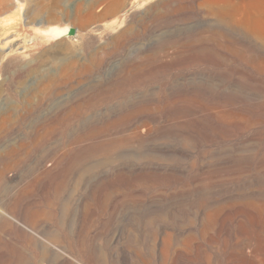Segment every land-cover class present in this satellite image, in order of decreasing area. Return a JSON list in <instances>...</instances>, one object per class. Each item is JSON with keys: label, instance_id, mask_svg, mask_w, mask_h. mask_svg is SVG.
<instances>
[{"label": "rangeland", "instance_id": "obj_1", "mask_svg": "<svg viewBox=\"0 0 264 264\" xmlns=\"http://www.w3.org/2000/svg\"><path fill=\"white\" fill-rule=\"evenodd\" d=\"M53 26L78 34L51 40L42 31ZM225 95L234 100L217 99ZM195 106L229 136L198 143L159 133L165 124L198 120ZM82 154L65 181L43 184L39 159L70 164ZM233 155L252 160L207 166ZM152 162L190 172L177 182L128 177L129 168ZM102 177L116 182L117 193L85 200L78 237L79 199L90 185L103 186ZM196 185L225 192L202 214L159 213L170 228L163 254L156 253L129 214ZM0 193L28 210L14 206L11 223L54 242L74 264H264V0H0ZM243 209L257 214L256 250L251 228L241 223L234 231V210ZM59 228L71 239L58 236ZM17 236L16 227L0 225V264H33Z\"/></svg>", "mask_w": 264, "mask_h": 264}, {"label": "bare ground", "instance_id": "obj_2", "mask_svg": "<svg viewBox=\"0 0 264 264\" xmlns=\"http://www.w3.org/2000/svg\"><path fill=\"white\" fill-rule=\"evenodd\" d=\"M67 30H68V27L63 28V27L54 26V27H51L47 30H43V32L49 37H53L55 39H61V38H65L67 36ZM211 33L215 36L216 33H219V31L215 32V30L213 29V31H211ZM199 90H200L199 92L203 96L204 95L205 96L210 95L209 89H199ZM33 94H35V93H33ZM233 97L231 95H225V96L217 98V99L222 101L223 104H227V103L231 102L232 100H234ZM195 107H196V109H194V107H193L195 115L200 116V117L198 116L199 117L198 120H193L190 122L188 120L189 123H187L186 121H183V122H186L187 124L181 123V121H178V122H180L179 124H177L178 122H176V121H175L176 124L175 123L165 124L161 129L162 131H160L159 133H162L165 136H172V137H177V138L178 137H190L198 143H201L205 140H209L212 138V136L223 137V138H227L229 136V131L227 129L221 127L220 125H218L217 123H215L214 121H212L210 119L201 118V112L202 111H200V110L203 108H197V106H195ZM183 109L184 108H180L181 111H185V109L184 110ZM189 109H186L185 112H188L187 110H189ZM190 111H192V107H191ZM192 112L190 114H192ZM188 114H189V112H188ZM158 138H160V137H158ZM223 142H225V141H223ZM211 144H213V143H211ZM160 150H161L160 153L162 155H165V156H170V155H172V156L182 155L183 156V154L180 151L166 150V149H162V148ZM82 155L83 156H77L74 159V161L70 164H69V161L67 160V157H64V158L58 157V159H54L55 158L54 155H48L47 157L39 159V161H38L39 168L41 170H43L46 174V177L43 181L44 182L43 184L46 185V182H48L49 180L51 181V179H52V181L54 179L56 181V180H60V179H63L65 177H68L66 175L70 174V171L73 170L74 167L79 165L81 163V161H83L84 154H82ZM243 156L244 155H233L232 157H229V158H222L221 157L222 159L220 158L219 160H217V162H215L216 163L215 165H207V166H209L208 168L214 167L215 169H221V168L224 169V168H234V167H239V166L243 167L244 164H247V165L250 164L252 158H250L248 156H244V157ZM49 158H51V162L54 163L53 165H48V162L50 160ZM189 172H190V169L188 167L183 166V165L171 166V165H162L161 163H153L152 162V163H149V164L144 165V166L134 165L133 167L129 168L128 169V177H132L135 179L136 178H139V179L143 178L142 179L143 181H145L144 178H146L149 180L158 179L160 181H166V182H177L180 179H182L183 177L188 176ZM214 174H216V173H214ZM120 177H122V176H119V178ZM102 178L105 181L104 182L105 184H103V186H101V185L98 186L96 184L90 185L87 189V192L85 194H83L81 196V198L79 199V202H78V205L76 208L77 209L76 220H75L76 226L74 229V234L77 235L78 237L82 236V234H83L82 232H83L85 221H86L85 216H84L85 213L83 211L84 209L85 210L87 209V207H86L87 203L85 204V200L88 197L95 198L96 195L100 196V197L103 196L105 193H107L109 190H111L113 188V186L116 184V182L112 179L111 180L105 179V177H102ZM9 179L12 180L13 177L9 176ZM128 180H129V178H128ZM158 180H156V181H158ZM63 181H65V180L63 179ZM192 181H196V177L193 178ZM58 182H60V181H58ZM131 182H133V180ZM145 182H148V181H145ZM51 183L55 184L54 181ZM56 183H57V181H56ZM115 186L117 187V184ZM204 186H206V185H204ZM114 190H115V188H114ZM114 190H113V192H114ZM223 191H224L223 187H216V188L215 187H203V186L197 187V185H196V187L192 190V192H190V190H189V192L187 191L184 196L180 195V198H178V199L174 196V194H172L170 196H165V197H163V196L152 197L149 201L144 202L143 205H140V210L137 209L136 212L130 213L129 218H130L131 224L140 226V229H141L140 240L142 242L144 241L147 245L150 242V240L152 239L154 242V244H152V245L155 246V248H153V249H155L156 253L162 255L164 252L165 244H166V237L169 236L168 230L170 228V225L167 223L161 222V220L158 218L159 213H166L169 217H174L176 215L177 216L178 215L184 216V215H187V213L191 212L192 209H197L199 211V213L202 214L203 212H205V210L208 209L210 204L217 202L218 198H220V197L222 198V195H224V194H222ZM115 193H117V192H114L113 194H115ZM118 197H120V196H118ZM87 201H89V200H87ZM118 201L119 200L117 199V196H116L113 199L112 203L114 205H118ZM21 202H24V201H21ZM119 202L121 203L122 201L120 200ZM18 203L19 202H17L16 196H13L12 194H8V193L7 194L0 193V225L7 227V228L10 226L16 227V230L18 233V236L16 237V239H17L16 241L18 243L17 245L21 246V248L19 247V249H21V250L26 249L29 252V254L31 255L30 260H32L31 262L33 264H37L38 262L41 264H74L71 261V259L69 258L68 254L62 253L61 252L62 250L60 251L58 249V246H56L54 244V242H52L50 240L47 241V239H45V238L41 239V240L39 238H35V239L33 238L32 239L28 227L23 228V227H20L18 225H14L13 223H11L8 220V218H10V215H8V212H10V210H12V208L14 206L19 207L25 213L28 212L25 205H19ZM125 204H126V202H125ZM84 206L86 208H84ZM89 206H91V205H89ZM122 207H123V205H122ZM126 207H127V205H126ZM128 208H130V207H128ZM121 210H123V209H121ZM92 212L94 214V210H92ZM234 213H235V218H233L232 224L237 225V227L234 229L235 232L239 231L241 223H245L249 228H251L252 229L251 233H253V231L255 232V230H253V228L255 226L256 227L260 226L258 223V220L256 219L257 214H254L253 210L252 211L246 210V209L234 210ZM227 216H228V214H226V213H224L222 215L221 225L228 223V222H225V220H224L225 217H227ZM86 225H88V224H86ZM154 227L157 231L156 233L154 231L152 232ZM57 234H58V236H61L64 239H71L70 234L65 229L59 228L57 230ZM253 236H252L253 237L252 238V240H253L252 245L254 247V250H256L260 247L261 243L259 242V239L257 238V234L255 236V233H253ZM10 237L12 238L13 236L10 235ZM28 239H29V241H28ZM71 243H72V241H71ZM151 251H152V249H151ZM94 252L95 251L92 248L90 251L92 263H94L95 262L94 259L96 260V258H97V257L94 258V256H96V255H94L95 254ZM180 252L181 251H178L177 254L180 255L181 254ZM179 257H181V255ZM247 257H249V255H247ZM53 260H56V262L54 263ZM244 262L245 261H243L242 263H244ZM249 263H250V261H249ZM245 264H246V262H245Z\"/></svg>", "mask_w": 264, "mask_h": 264}, {"label": "water", "instance_id": "obj_3", "mask_svg": "<svg viewBox=\"0 0 264 264\" xmlns=\"http://www.w3.org/2000/svg\"><path fill=\"white\" fill-rule=\"evenodd\" d=\"M41 24L40 23H37L36 24V27H40ZM54 27V26H53ZM56 27H59V26H56ZM65 27H68V30H67V36L65 38H73V37H76L77 34H78V29H76L75 27H72V26H65ZM51 28V27H50ZM64 28V27H63ZM42 33L48 38V39H51V40H60V39H55L53 37H49L47 36L43 31ZM63 39V38H61Z\"/></svg>", "mask_w": 264, "mask_h": 264}]
</instances>
